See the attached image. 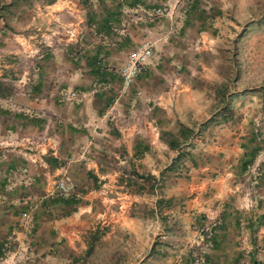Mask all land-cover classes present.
<instances>
[{"label": "crops", "instance_id": "0c3cea01", "mask_svg": "<svg viewBox=\"0 0 264 264\" xmlns=\"http://www.w3.org/2000/svg\"><path fill=\"white\" fill-rule=\"evenodd\" d=\"M12 1L0 0V57L18 55L20 77L29 84L0 104V264H192L205 228L203 264H264V140H250L260 128L248 124L239 141L232 117L214 116L220 98L207 91L209 81L183 74L180 46L199 17V0H26L1 11ZM211 1L221 13L235 0ZM147 40L155 47L152 59L119 95L120 71ZM169 63L174 76L165 70ZM73 91L75 100L68 96ZM255 94L264 107V91ZM119 100L122 114L147 102L155 120L145 109L143 120L112 122L109 110ZM181 126L205 134L233 130L229 140L201 139V154L218 161V170L192 161L197 138L169 148L166 133ZM88 173L103 182L100 189L82 183ZM130 174L148 175L150 185L118 213H105L106 189ZM60 178L80 201L68 215L44 206L57 196ZM31 208L28 232L20 218Z\"/></svg>", "mask_w": 264, "mask_h": 264}, {"label": "rangeland", "instance_id": "374dc122", "mask_svg": "<svg viewBox=\"0 0 264 264\" xmlns=\"http://www.w3.org/2000/svg\"><path fill=\"white\" fill-rule=\"evenodd\" d=\"M227 2L224 3L225 8L221 10V13H217L213 11V7L215 6H213L211 0H199L196 10L199 17L197 16V19L193 18V25L188 28L186 35H184L186 39L184 46H180L183 51L182 54L187 57V66H184L185 70L183 74L184 76H188L194 73V76H202L203 79L209 81L206 87L207 91L211 93L214 90L221 102L222 94L220 92L224 88H227L228 93L234 91L235 94H230V97L235 96L230 98V106L232 108L227 109V102L223 104L218 102L221 108L214 116L219 117L220 120L232 117L230 120L235 121L234 125L235 129H237L236 137L239 141L246 139V128L250 127L248 125L250 123H255L257 125L255 128H260L257 132L258 140H264L261 137L264 136V127L261 126V123L264 122L261 120L264 118V107L261 108L260 101H258L259 99L257 97L258 95L255 94V92L262 93V90L264 91V0H235L234 4H229L230 6H228ZM170 51V55H172L173 50L170 49ZM21 63L18 55H15L14 58L0 57V82L11 92L12 97L16 96L15 91L19 92L27 89L29 84V82H24L25 79L23 77H20V74L25 70ZM145 65L139 67L138 74L143 72ZM165 68L169 76L176 75L174 64L169 63ZM53 85L55 86L56 84ZM174 86L175 84H171L170 88L172 91L177 90ZM128 90L129 87L127 89L121 87L120 93L118 94L125 95ZM242 94L244 95L241 96ZM5 99L0 98L1 105L4 104ZM121 103L120 100L114 102V108L109 110V117H113L112 122L120 124L143 120L140 118V111H145V109L148 113L146 115L149 116V121L155 120L153 119L151 110L150 112L148 111V108L151 106L147 102L140 104L139 107L136 106L138 108L130 105L128 109L130 112L128 111L127 114H122L118 110L121 107ZM142 105L149 107L142 108ZM177 130L178 128L169 133H174L177 136L180 129ZM193 130L194 134L187 142L195 138L199 142H195L193 146H190V149L193 151L192 155L195 157L192 161L197 165L209 163L213 165V169L218 170L220 167L218 161L212 163L207 157L201 154V139L204 142L208 141L212 144L221 135L223 138L229 140L231 139L233 130L228 128L223 134H220L219 130L214 131L212 134H205L206 129L202 130V128ZM199 152L200 154L197 156ZM116 165L117 163H112L111 167L114 169ZM130 176L132 175L130 174L129 176L116 179V181L110 183L111 187L106 189L107 191H111L107 194L110 197V207L108 210H106L105 205L109 204V202H104L106 203L104 205H101L102 201L100 202L105 213L108 211L111 215L118 213L122 208L121 203H129L131 201V195L134 192L142 189L144 185H150L148 175H143L137 179L130 178ZM95 177L100 181L97 176ZM138 179L140 180V184L137 182L139 187L134 182ZM81 181L89 188H97L96 190L100 189L103 183L100 181L101 183H96L97 187H95L93 186V181L88 179L87 175L85 176L84 174ZM102 191H105V189H102ZM20 219L22 220L23 228L29 232L32 219L30 224L28 223L27 225L23 223V215H21ZM94 233H99L98 228ZM21 249L26 251L24 245Z\"/></svg>", "mask_w": 264, "mask_h": 264}, {"label": "built area", "instance_id": "2783aa9c", "mask_svg": "<svg viewBox=\"0 0 264 264\" xmlns=\"http://www.w3.org/2000/svg\"><path fill=\"white\" fill-rule=\"evenodd\" d=\"M153 50H154V45L149 40H147L140 47V49L132 52L128 56V59L120 72L123 89H127L128 87L132 85L135 78L137 77L139 67L147 64L150 61V59L153 56ZM69 97L70 99L75 100L77 98L76 92L74 91L71 92ZM55 191L61 195H68L72 191V184L69 181L65 180L64 178H60L55 183ZM33 209L34 208H31L22 214L24 225H27L28 223L30 224L31 219L33 217V213H32ZM209 232H210V228H205L202 230L203 243L198 244L195 248H193V253H192L193 263L192 264H203V252L206 247L205 242H206V238H208L209 236ZM24 252L25 251L20 249L19 251H17L16 256H20L24 254ZM12 264H21V263L20 261H15L13 259Z\"/></svg>", "mask_w": 264, "mask_h": 264}, {"label": "trees", "instance_id": "16d2710c", "mask_svg": "<svg viewBox=\"0 0 264 264\" xmlns=\"http://www.w3.org/2000/svg\"><path fill=\"white\" fill-rule=\"evenodd\" d=\"M20 1H26V0H13L10 5H5L1 7V11L3 10H8L10 7L12 6H16ZM53 0H50L49 2H52ZM195 3H193L192 5H194ZM195 6V5H194ZM193 7V6H192ZM98 65L97 64H93V67L96 68ZM222 94V102L219 100V102H221L220 104H223L224 102H227V99L231 98L230 95H228V90L227 88H224L222 92H220ZM11 95V92L4 87V84H2L0 82V98H7ZM194 134V130L192 128H187L184 126H181L180 130H179V134L177 136H175L172 133H166V136L169 137V139L167 140L168 142V146L170 149L172 150H176L179 149L180 146L182 144H185L188 140H190V138L193 136ZM258 138V136L256 135H252L250 137L251 141H255ZM259 149H254L251 154H249V158L247 161V165L251 166L256 158V156L258 155ZM88 179H91L93 182V186H96V183H98V179L92 175L91 173L87 174ZM57 196H55L52 200H49L46 202V205L44 206H56L59 209H63V213L62 215H68L71 212H74L77 209V206L79 204V198L75 195V194H68V195H61L59 193H56ZM98 234L94 233L92 235L91 238V243H89L88 245V249H87V254L89 255L93 249V240H95L97 238Z\"/></svg>", "mask_w": 264, "mask_h": 264}]
</instances>
